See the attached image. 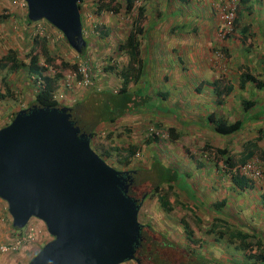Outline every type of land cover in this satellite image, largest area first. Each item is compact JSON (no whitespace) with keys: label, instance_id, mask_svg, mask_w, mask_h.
Masks as SVG:
<instances>
[{"label":"crops","instance_id":"crops-1","mask_svg":"<svg viewBox=\"0 0 264 264\" xmlns=\"http://www.w3.org/2000/svg\"><path fill=\"white\" fill-rule=\"evenodd\" d=\"M220 3L221 0H146L147 18L143 24L145 30L139 36L141 53L137 57L141 58L143 73L167 80L163 88L168 94L159 104L157 119L182 135L170 141L172 145L162 143L176 152L174 159L183 162L182 166L177 163L174 167L181 170L180 176L189 174L185 178L187 185L177 186L176 190L182 201L187 200L197 207L202 223H195L198 232L207 236L205 247L212 251L222 245L226 251L220 257L217 253L206 255L222 262H231L233 258L241 262L242 251H235L239 256L232 254L233 247L227 243L230 242L227 237L216 242L211 233L222 229L229 232V224H232L264 243V195L259 183L249 180L247 188L242 189L234 183V174L240 176L237 172V166L242 163L240 159L249 149L264 168V114H261L264 85L257 88L250 81L244 85L239 83L243 72L264 81V0L240 1L236 32L225 40L217 36L221 23ZM163 5L165 13L159 8ZM2 25H7L3 27L4 34H15L21 29L29 33L30 25L25 24L20 10L13 12L9 23ZM244 100H252L254 105L246 109ZM258 113L260 117L255 116ZM217 120L226 124L242 120L243 125L231 134H221L215 130ZM216 149L224 152H215ZM188 184L194 187L184 188ZM168 213L194 218L176 204ZM214 217L220 218L221 223L215 224ZM164 230L178 239L176 230L169 227ZM201 233H193V236L205 239Z\"/></svg>","mask_w":264,"mask_h":264},{"label":"water","instance_id":"water-1","mask_svg":"<svg viewBox=\"0 0 264 264\" xmlns=\"http://www.w3.org/2000/svg\"><path fill=\"white\" fill-rule=\"evenodd\" d=\"M24 1L30 21H48L82 52V0ZM90 139L68 106L34 104L0 128V198L12 225L22 228L36 217L52 236L27 264L138 262L144 196L129 194L130 171L108 164Z\"/></svg>","mask_w":264,"mask_h":264},{"label":"trees","instance_id":"trees-1","mask_svg":"<svg viewBox=\"0 0 264 264\" xmlns=\"http://www.w3.org/2000/svg\"><path fill=\"white\" fill-rule=\"evenodd\" d=\"M13 1L15 0H9L10 4H12ZM93 1L94 5L97 7V11L106 9L117 12L121 10V4L116 2V0ZM124 2V12L128 13L131 11L130 9L133 6L134 0H124ZM80 3L79 7H81ZM9 14L11 13H8V15L0 13V25L7 20ZM10 17L12 16L10 15ZM145 19V7L141 6L138 8V16L132 22L133 30L130 31L127 40L118 46L120 49H127L130 61L123 66L114 65L115 62L113 61L106 62V64L103 65V73L110 90L102 93L96 91L87 92L84 99H87V104H91L90 107L94 108L90 113L91 120H88L83 114L82 109L78 108V106L83 103L82 101H85L84 99L72 105L74 111L72 119L80 127L81 131L91 134V147L110 165H112L111 158L113 155H115V159L121 157L120 160L126 166L133 164L134 161L140 160L142 156H136L137 151L143 153L142 149H149L151 145L161 138V134L164 131H166L169 140L172 142L176 141L182 135L174 127L165 126L163 121L157 119L159 104L165 100L168 92L167 90L151 88L150 83H146L147 74H143L144 67L141 58L138 59L137 57L141 53V48L140 42L136 37L142 35L144 31L143 22ZM25 23H31V21L25 17ZM245 26L247 27V25ZM0 38H7V36L4 32L2 33L0 31ZM32 39L33 46L22 55H19V53L11 47L0 57V76L4 83L3 92H0V101H3L4 98L7 97L16 96L18 98L20 96V92L15 86L17 83L15 82V84H12L9 81H12V78L17 76L19 77L18 80H20L21 77L19 75L24 74L27 81L33 78L35 83L33 87L36 89V93L32 96V104L50 107L62 106L55 98L56 92L60 90L59 80L62 77L61 69L72 68L75 64H70L65 60L57 64L49 49L51 42L45 36H37ZM41 60H43L42 64ZM50 68L57 69V72L51 74ZM239 80L241 85L246 84L247 81L255 83L257 88H262L264 85L263 80L255 78L253 74L248 72H243V74L239 76ZM14 87L15 91L13 90ZM114 87L116 88V92H113ZM88 96L89 98H87ZM253 105L254 102L252 100H244L243 102V106L246 109H249ZM10 113L13 119L17 110H12ZM259 113L255 116L258 117ZM138 114H140L139 117L142 119L141 121L147 124L145 128L142 127L139 131L135 127ZM261 114H264V109ZM252 119H254V116ZM105 123L106 125H104ZM119 123H122L121 125L124 129L123 134H126L128 139L135 136L137 138L140 137L142 141H135L136 139H134L129 142L127 139V146H125V144L119 145V143L116 142L118 137L114 132L115 130H113L111 126L105 128L107 125H119ZM5 124H8V122ZM101 124L104 125V129ZM242 125V120H236L230 124H226L225 121L217 120L215 121V130L221 134H231L237 131ZM102 129L104 130L103 134H101ZM105 141L106 144L104 143ZM182 142L181 140V143ZM157 147L160 149L161 145H157ZM215 152H224V150L216 149ZM253 153V150L249 149V152H247L246 156L241 157L240 161L244 163ZM157 154L156 151H152V164L149 168L156 182H154L150 192H146L140 187V189L137 190L139 196L136 197L141 198L146 194L144 201L156 197L158 212L162 210L168 213L174 209V204H176L183 211L193 216L197 224L202 223V218L196 211L197 207L193 204L191 205L187 200L182 201L179 196L181 194H178L176 190L177 186H182V184L187 185L185 178H188L189 174L187 173L186 177L180 176L181 170L164 164L158 159ZM234 175V177H236L234 183L239 186L240 189L247 188L249 184L247 182L249 180L236 174ZM181 180H183V183H181ZM239 183L245 184L244 187ZM186 187L190 189L194 186L188 184V186H184V188ZM130 193L132 195L129 189V194ZM142 209L146 213L143 220L139 219L143 224L141 230L142 240L135 254L139 264H264V243L262 240H259L254 234L244 231L239 227L237 229L236 225L229 224L231 227L229 232L222 229L211 233L216 242L227 237L230 241H227V243L229 246L233 247L232 251L243 252V259L241 262L237 258H233L231 262H222L214 260L210 256L199 251L206 241L204 238L193 236L194 232L190 228L186 217L183 216L180 218L187 240V245L183 248L179 245L176 238H174L173 233L172 235L165 234L164 229H168V227L164 226L163 228L160 224L155 225L154 220L150 218L151 212L153 216H158V218H160L162 214L156 213L154 211L155 208L151 210V207L142 205L138 213V218ZM213 220L215 224L221 223L220 218L214 217ZM234 242L237 243L234 244ZM9 255H15V253ZM15 256L9 258V264H17L18 259H16Z\"/></svg>","mask_w":264,"mask_h":264},{"label":"rangeland","instance_id":"rangeland-1","mask_svg":"<svg viewBox=\"0 0 264 264\" xmlns=\"http://www.w3.org/2000/svg\"><path fill=\"white\" fill-rule=\"evenodd\" d=\"M87 1L88 0H84L83 1V4H84L85 8H82V10H81L82 11V19H84L85 16H86L84 12L89 9L86 6V2ZM159 8L162 9L164 11V13H165L164 5L160 6ZM155 9H158V8L155 7ZM22 11H24V10H22ZM22 11H21V14L23 15L24 12H22ZM13 12H17V9L12 4H10L9 0H0V13L8 15V13L12 14ZM128 13L129 14L127 15V18L129 20L127 21L126 26H123L122 30L120 32H115V33H113L110 36V40H111L110 41V46H112V48L108 50V53H104V54L101 55L102 57L106 58L105 59L106 61L110 60V58L114 57L113 59L117 60V62L120 61V63H118L120 66L122 64H124V65L126 64L127 58H126V56L123 57V55L121 57V55H119V54H114V52H117V50H118L117 49V45L120 44L121 41H123V38L125 37V34L128 32V29H129V27L131 25L133 16L131 15V12H128ZM11 14H9L7 20L4 21L5 23H9V21L11 19V17H10ZM100 17H102V15H100ZM41 21H45V20L42 19ZM47 24L49 26L48 22H47ZM10 25H12V22L10 23ZM5 26H7V25H4V26L2 24L0 25V31L2 33L4 32L2 30H3V27H5ZM235 27H236V24H235ZM53 31L56 32V34L60 35V33L58 31H56L54 29H53ZM18 32H16L15 34L9 32L12 35H15V37L12 36L11 34L8 35L7 32H5L7 38H0V57L2 56V54L5 51H7L11 47H13L19 53V55H22L24 52H26L27 50H29L33 46L32 45L33 44L32 38L34 36L30 35L29 33L23 32V29H21ZM235 32L236 31H234L232 33V36H234ZM23 37L25 39H23ZM15 38H18V39H15ZM113 38H115V39H113ZM14 46H16V48ZM17 46L19 47L18 49H17ZM49 49L52 52V54L54 56L53 58H54V60H55V62L57 64H59L62 60L67 61L68 59H70L69 55L73 54L72 50H70L67 47L66 42H65L64 39L63 40L58 39L55 42H51V45H50ZM64 49H66V52L63 51ZM103 67H104L103 65H100L99 78H100V85H101V88H102L101 93L110 90V87L108 86L107 80H106V78L104 76V73H103ZM152 75H153L152 73L146 75V80H145L146 83H150L151 88L164 90L163 86L165 84V79L160 78L159 75H153V76ZM19 76L21 77L20 80H18L19 77L17 76V77L12 78V81L10 80L9 82L12 83V84H15V82L17 83V85L15 84V86H16V89L19 90L20 96L18 98L16 96L7 97V98H4L3 101H0V117L2 118L1 121H0L1 124H4V123H6L8 121L6 119V116H8L10 114V111H12V110H17L18 111L20 109L26 108L32 102V96H33V93L35 91V88L33 86H34L35 83H34L33 79H31V78L28 79V81H27V79L24 76V74H20ZM170 78H171V76H170ZM9 79H11V78H9ZM3 88H4V83H3V80L1 79V76H0V92H3ZM14 89H15V87L13 88V90ZM89 96L87 98H89ZM96 96L98 97L97 94H96ZM84 100L85 101H82L83 103L80 106H78V108H81L83 114L88 118V120H91L90 113L94 110V108L90 107L91 104H87V102H86L87 99H84ZM68 105L70 106L71 104L68 103ZM139 115L140 114H138V117L136 119L138 124L134 123L135 127H136V129L138 131L140 130V128H142V127L145 128L146 125H147L143 121H141L142 119L139 117ZM125 123H126V121H125ZM121 124L122 123H119V125L115 124V125H113L111 127L115 130L114 132H115V134L118 137L116 139V142L119 143V145L120 144H125V146H127V144H128L127 139L128 138H127L126 134H123V132H124L123 130L124 129H123ZM101 125H103V124H101ZM134 139H136L135 141H140V142L142 141L140 139V137L137 138L135 136H133L132 138H129L128 140H129V142H131ZM104 143L106 144V141ZM182 143H184V141ZM154 144L155 145H159V143H157V142L154 143ZM142 150H143V153L141 151H138V152H140L142 154V158L140 160L134 161L135 163H133V164H129L128 166L124 165L123 162L120 160L121 157H119V159H115V155L112 156L111 163H112L113 167L118 169V170H123V169L132 170V169H136L137 170L136 177L138 179L137 182L141 186V189H143L146 192H150L152 190V188H153L154 182H156L154 180L153 174L151 173V171H149V168H150V166L152 164L151 163L152 162V157H151V153L152 152H150V150H148V149H142ZM156 152L158 153L157 154L158 155V159L161 162H163L164 164L169 165L170 167H176L175 163H178L177 165H179V166L183 165V164H181L182 162L178 158H176V159L172 158V157H175V156L171 152L169 154H165L166 153V149L165 148H160V149L158 148V151H156ZM123 155H125V154H123ZM171 159L175 163L172 162ZM175 160H178V161H175ZM156 204H158L157 199L154 198L153 200H151V206L153 207V209L155 208L154 211L157 213L158 211H157V205ZM0 205L4 206V203H1ZM158 213L160 214L161 212H158ZM145 214L146 213L142 209L141 212H140V215H139V219L143 220ZM3 216H5L4 213H3ZM151 218L154 220L155 225L159 224V223H162L164 226L169 227V230H171V229L176 230L177 231L176 235H177V237L179 239L178 240L176 238V240H177V242H179V245L181 247H183V248L185 247L184 244L187 245L186 244L187 242H185V234L182 231L181 224H180V222H181L180 214L170 215L169 213H167L165 215L160 216V218H158V216L157 217L152 216ZM203 219H205V214H203ZM186 220H187L189 226L193 228L195 234H197V233L200 234L201 233V232H198L197 225H196V223H195V221H194V219L192 217L186 216ZM4 224H5L6 227H11V222L10 221H5ZM4 229L6 230L5 227H4ZM2 231H4V230L0 229V232H2ZM167 232L169 233V231H167ZM3 234L5 235L4 232H3ZM19 234H20L19 231L14 232L12 229L8 232V235L18 236ZM165 234H167V233L165 232ZM169 234L172 235V233H169ZM169 234H167V235H169ZM179 234L181 235V238H179ZM182 235H184V236H182ZM3 236H0V243H7V240L3 239ZM204 236H205V241L206 242H205L204 246H202L201 249H199V251L203 252V254L210 253V254L214 255V254L217 253V255L219 254L218 257H220V254H222L224 256L223 252L226 253V251H224V249L222 248V245H219L220 248L212 249V251H210V249L206 248L205 245L207 244L208 239H207V236L205 234H204ZM210 238H212V237H210ZM44 244H45V240L40 241L38 243L37 249L42 247ZM30 254H31V252H29V251H27L23 255H19V254L16 255L15 254L16 256L15 255H11L10 256L9 253H6V254H3V255L0 256V260H1L0 264H9V258H12L14 256H15L16 259H18L21 256V259L19 260V262L17 264H26L27 260L30 258V256H32ZM232 254H235V255L239 256L238 255L239 253L235 252V251L234 252L232 251ZM223 256H221V257H223ZM12 264H14V263H12ZM131 264H135V263L131 262Z\"/></svg>","mask_w":264,"mask_h":264},{"label":"clouds","instance_id":"clouds-1","mask_svg":"<svg viewBox=\"0 0 264 264\" xmlns=\"http://www.w3.org/2000/svg\"><path fill=\"white\" fill-rule=\"evenodd\" d=\"M24 3H25V7H20L19 5H14L13 4V2H12V5L18 10H20V12L22 11V10H24V11H22V12H24V14L22 15L23 17H24V19H25V17H27V5H26V2L24 1V0H22ZM83 1L84 0H82V1H80L79 3H80V6L81 7H79V10H80V15H81V22H82V35H83V37H84V39H85V41H86V45H85V47L82 49V52L81 53H78V52H76L69 44H68V42L66 41V38H65V36H64V34L59 30V29H57L55 26H53L52 24H50L48 21H41V20H39V21H35V22H32L31 21V23H25L26 25H30V28H29V34L30 35H32V36H34V37H42V36H45L48 40H49V38L46 36V35H39V34H36V35H33L32 34V32H33V30L35 29V27H36V24L37 23H40V24H42V25H44L45 27H46V29H47V32L49 33V35L51 36V37H54V36H59V39H61V40H65V42H66V45H67V47L70 49V50H72V52H73V54L72 55H69V57H70V59H68L67 60V62L68 63H70V64H75L72 68H65L64 70H70V69H77L78 68V64L80 63V62H86V64L88 65V67H89V69H90V75H89V77L91 78V81H92V85L90 86V87H86V88H80V87H77V88H74L72 91H73V94H74V96H75V100L74 101H70V102H67V101H60L59 99H58V93H60L61 92V89L64 87V85L62 84V82H61V80H62V78H63V74H62V77L60 78V80H59V84H60V90L58 91V92H56V94H55V98L58 100V102L62 105V106H68V107H70L71 109L73 108L72 107V105L74 104V103H76V102H78V101H80V100H82V99H84L85 98V96H86V94H87V92H91V91H96V92H101V90H102V88H101V85H100V78H99V74H100V65H104V64H106V62H108V61H113V62H115V64L114 65H119L118 63H120V61L119 62H117V60H115V59H113V58H110V60H105L106 58H104V57H102L101 55L102 54H104V53H108V50L109 49H111L112 48V46H110V36L113 34V33H115V32H120L121 30H122V27L123 26H126V24H127V21L129 20L128 18H127V15L129 14V13H125L124 12V8H123V6H124V0H116V2H118V3H120L121 4V10H119V11H117V12H115V11H113V10H101V11H97V7L94 5V1L93 0H88L87 2H86V6L89 8L87 11H85L84 13H85V18L84 19H82V8H85L84 7V4H83ZM145 1L146 0H134V2H133V6H132V8L130 9L131 11V15L133 16V19H132V22H133V20L138 16V8L139 7H141V6H146V4H145ZM224 0H221V3H220V5L222 4V2H223ZM79 3H78V6H79ZM220 5H219V8H220ZM239 5H240V1L238 2V5H237V16H236V18H235V20H234V30H233V32L235 31V24H236V21H237V19H238V14H239ZM221 11V10H220ZM13 14V13H12ZM12 14H11V16H12ZM100 15H102V17H100ZM145 15H146V7H145ZM146 18H147V16H146ZM221 19V18H220ZM145 21H146V19L144 20V22H143V24L145 23ZM47 22L49 23V26H48V24H47ZM132 22H131V25H130V27H129V29H128V32L125 34V37L123 38V41H121L120 42V44H123L126 40H127V37H128V35L130 34V31L131 30H133L132 29ZM220 25H221V23H220ZM220 25H219V27H218V30H217V36H218V31H219V28H220ZM144 27V26H143ZM53 29L54 30H56V31H58L59 33H60V35L59 34H56V32H54L53 31ZM145 30V29H144ZM144 32V31H143ZM235 34V33H234ZM33 37V38H34ZM232 37V34H229V35H227L225 38H223V39H221L220 37H218L220 40H225V39H229V38H231ZM137 38V40L140 42V40H139V36H137L136 37ZM113 39H115V38H113ZM32 41H33V39H32ZM50 41V40H49ZM51 42V41H50ZM53 42H55V41H53ZM120 44H118L117 45V52H114V54H119V55H121V57H122V55H123V57H125L126 56V58H127V62L128 61H130L129 60V54H128V51H127V49H120V47H118ZM33 45V44H32ZM140 45H141V42H140ZM84 50V51H83ZM64 52H66V49H64L63 50ZM126 62V63H127ZM43 63V60H41V64ZM124 64H122L121 66H123ZM120 66V65H119ZM57 70V69H56ZM50 71H51V68H50ZM51 74H53L52 73V71H51ZM81 74V73H80ZM144 75H145V73H143ZM82 75V74H81ZM81 75H79V76H81ZM33 79V78H32ZM113 92H116V88L114 87V90H113ZM36 93V89H35V91H34V93H33V95ZM68 103L69 104H71L70 106L68 105ZM32 104V103H31ZM29 105V106H32V105H34V104H32V105ZM36 105V104H35ZM28 106V107H29ZM57 107H61V106H57ZM27 108V107H26ZM250 109V108H249ZM14 111V110H13ZM19 111V110H18ZM73 109H72V114H73ZM11 114V113H10ZM1 117H0V121H1ZM8 121V123L12 120V115L7 119ZM5 125H7V124H1V122H0V128L1 127H3V126H5ZM104 125H106V123L104 124ZM104 125H101L102 127H103V129H104ZM109 126H113V125H107V126H105V128H107V127H109ZM102 129V132H101V134H103L104 133V130ZM113 129V128H112ZM114 130V129H113ZM167 130V129H166ZM165 134L166 133V131H164V132H162V134ZM171 140H169V137H168V134L166 133V137L165 138H163L162 136H161V138L157 141V143H159V145H163V146H165V147H162V148H165L166 149V153L165 154H169L170 152L175 156L176 154V152H174L173 151V149H172V151H170L169 149H168V147L166 146L167 144H170V145H172L171 144V142H170ZM162 142H167L166 143V145H164ZM153 148H152V150L151 149H149L150 150V152H152V151H158V147H157V145H154L153 144ZM182 148V147H181ZM136 156H142V154L140 153V152H138L137 151V153H136ZM252 157H255V155H252L251 157H249L244 163H240L238 166H237V172H238V174L241 176V177H244V178H247L246 176H244V175H242L241 173H240V170H239V167H240V165H242V164H245L248 160H250ZM257 157V156H256ZM142 158V157H141ZM173 158V157H172ZM258 158V157H257ZM259 159V158H258ZM171 161H172V159H171ZM172 162H174V161H172ZM259 162H260V160H259ZM135 163V162H134ZM175 163V162H174ZM183 163V162H182ZM109 164V163H108ZM175 164H177V163H175ZM262 165V164H261ZM112 166V165H111ZM123 170H127V169H123ZM130 172H137V170L136 169H132V170H129ZM248 180H250V181H252V182H258V181H255V180H252V179H250V178H247ZM259 183V182H258ZM259 190H260V183H259ZM261 191V190H260ZM129 192V191H128ZM262 193V192H261ZM263 194V193H262ZM131 195V194H130ZM145 195L146 194H144L143 196H144V198H145ZM264 195V194H263ZM133 196V195H132ZM142 196V197H143ZM135 197V196H134ZM141 197V198H142ZM137 199H141V198H139V197H136ZM155 199H157L156 197H154ZM154 198H150V199H147L146 201H144V199H143V202H142V204H141V206L143 205V206H147V207H151V210H153V207L151 206V200H153ZM149 201V202H148ZM148 202V203H147ZM1 203H4V206H1L0 205V229H2V230H4V231H2V232H0V236H3L4 234H3V232L5 233V235L3 236V239H5V240H7V243L8 242H11V240H12V236L13 235H8V232L12 229L14 232H17V231H19V232H22V231H24L25 229H26V227L28 226V224H30L31 222H33V223H37V224H39L40 226H41V228L43 227V234H42V237L39 239V240H37V241H35L34 242V244L33 245H31V246H23L22 248H20L18 251H16V252H10L9 254H11V253H15L16 255L17 254H19V255H23L24 253H26L27 251H29V252H31V254L30 255H32V256H30V258L27 260V262H26V264L28 263V261L30 260V259H32V257L33 256H35V254L42 248V247H40L39 249H37V247H38V243L40 242V241H43V240H45V243L46 242H48L49 240H51L52 239V236L49 234V232L47 231V228H46V225H45V223L42 221V220H40V219H38V218H36V217H31L29 220H28V222L25 224V226L24 227H22V228H16V227H14L13 225H12V217H11V215H10V213H9V211H8V205H7V202L5 201V200H3V199H1L0 198V204ZM156 205H158V204H156ZM141 206H140V209H141ZM139 209V210H140ZM6 212V213H5ZM3 213L5 214V216H3ZM138 213H139V211H138ZM150 215H153L152 214V212H151V214ZM138 220H139V218H138ZM5 221H10L11 222V227H6L5 226V224H4V222ZM139 222H141L140 220H139ZM142 223V222H141ZM4 225V226H3ZM4 227L6 228V230L4 229ZM48 234V235H47ZM0 244H3V243H0ZM34 251V252H33ZM33 252V253H32ZM6 253H8V252H6ZM6 253H2V254H0V256L1 255H3V254H6ZM21 259V256L18 258V261H17V263L19 262V260ZM1 261V260H0ZM130 262V263H129ZM131 262H134L135 264H139L138 262H136V261H134V260H132V261H126V262H124V263H122V264H131Z\"/></svg>","mask_w":264,"mask_h":264},{"label":"built area","instance_id":"built-area-1","mask_svg":"<svg viewBox=\"0 0 264 264\" xmlns=\"http://www.w3.org/2000/svg\"><path fill=\"white\" fill-rule=\"evenodd\" d=\"M238 2L239 0H224L220 5L221 25L218 31V37L221 39L233 33L234 20L237 16ZM13 3L22 8L25 7V3L23 1L15 0ZM32 34L46 35L51 42L59 39V36L51 37L47 32L46 27L40 23L36 24ZM61 70L63 74L61 82L64 87L61 89V92L58 93V99L60 101H74L75 96L72 91L74 88H86L92 85L91 78L89 77L90 69L86 62H80L77 69ZM51 71L52 73L57 72L54 68H51ZM161 136L165 138L166 133L161 134ZM239 170L240 173L247 178L258 181L260 183V190L264 194V168L256 156L252 157L245 164L240 165ZM43 230V227L41 228L39 224L31 222L24 231L20 232L18 236L13 235L11 242L0 244V254L6 252H16L23 246L33 245L35 241L42 237Z\"/></svg>","mask_w":264,"mask_h":264},{"label":"flooded vegetation","instance_id":"flooded-vegetation-1","mask_svg":"<svg viewBox=\"0 0 264 264\" xmlns=\"http://www.w3.org/2000/svg\"><path fill=\"white\" fill-rule=\"evenodd\" d=\"M136 173L137 172H130L131 178L133 179V182H132L131 186L129 187L130 191L132 192V195L135 197L139 196V192L137 190L140 189V187H141L140 185H138L139 183L137 182L138 179L136 177V175H137Z\"/></svg>","mask_w":264,"mask_h":264}]
</instances>
